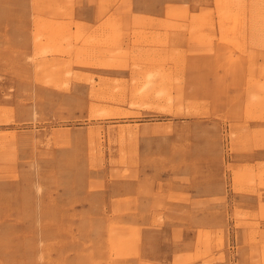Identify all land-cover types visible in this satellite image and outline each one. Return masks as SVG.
Instances as JSON below:
<instances>
[{
    "label": "rangeland",
    "instance_id": "rangeland-1",
    "mask_svg": "<svg viewBox=\"0 0 264 264\" xmlns=\"http://www.w3.org/2000/svg\"><path fill=\"white\" fill-rule=\"evenodd\" d=\"M0 119V264H264V0H0Z\"/></svg>",
    "mask_w": 264,
    "mask_h": 264
},
{
    "label": "crops",
    "instance_id": "crops-1",
    "mask_svg": "<svg viewBox=\"0 0 264 264\" xmlns=\"http://www.w3.org/2000/svg\"><path fill=\"white\" fill-rule=\"evenodd\" d=\"M79 12L81 11V15H85V14H89V15H95L94 11H88V10H78ZM85 16H82V18L84 19ZM262 125V124H261ZM264 125V124H263ZM233 157L236 158V163L237 164H252V163H256V162H260V163H264V147L261 148H253L252 150H248L245 152H236L235 154H233ZM206 197V195H205ZM243 198L247 196H245L244 194H240L237 193V198Z\"/></svg>",
    "mask_w": 264,
    "mask_h": 264
},
{
    "label": "bare ground",
    "instance_id": "bare-ground-1",
    "mask_svg": "<svg viewBox=\"0 0 264 264\" xmlns=\"http://www.w3.org/2000/svg\"><path fill=\"white\" fill-rule=\"evenodd\" d=\"M215 3H216V2H215ZM209 4H210V3H209ZM210 5H211V4H210ZM204 6H205V5H204ZM209 7H210V6H209ZM207 13H208V12H207ZM207 13H206V14H207ZM209 13H210V12H209ZM220 14H221V13H220ZM204 17H205V16H204ZM191 18H192V17H191ZM199 20H200V18H199ZM219 20H220V19H219ZM201 21H202V19H201ZM229 21H230V20H229ZM210 23H211V22H210ZM199 25H200V24H199ZM220 25H221V24H220ZM230 25H231V24H230ZM195 26H197V25H195ZM202 26H203V25H202ZM204 26H205V25H204ZM204 26H203V27H204ZM218 26H219V25H218ZM198 28H199V27H198ZM222 28H223V27H222ZM196 29H197V28H196ZM213 29H214V27H213ZM226 29H227V28H226ZM225 31H226V30H225ZM204 32H205V31H204ZM200 33H201V32H200ZM202 33H203V32H202ZM206 33H207V32H206ZM206 33H205V34H206ZM203 35H204V34H203ZM200 36H201V35H200ZM207 37H208V36H207ZM210 37H211V36L209 35L208 38H210ZM3 110H4V109H3ZM4 113H5V112H4ZM4 113H3V115H4ZM6 113H7V112H6ZM6 115H8V114H6ZM7 117H8V116H7ZM7 117H6V118H7ZM2 121H3V120L0 119V122H2ZM8 135H9V134H8ZM6 139H7V138H6ZM3 141H4V140H3ZM6 141H7V140H6ZM2 144H3V143H2ZM58 214H59V213H58ZM79 216H80V215H79ZM72 218H73V217H72ZM5 219H6V218H5ZM8 219H9V218H8ZM63 219H64V218H63ZM79 219H80V218H79ZM13 220H14V219H13ZM80 220H81V219H80ZM7 222H8V221H7ZM69 222H70V221H69ZM16 223H17V222H16ZM18 223H19V222H18ZM63 225H64V224H63ZM77 226H78V225H77ZM90 230H91V229H90ZM90 230H89V231H90ZM33 232H34V231H33ZM70 232H71V231H70ZM78 232H79V231H78ZM69 238H70V237H69ZM66 243H67V242H66ZM54 256H55V255H54ZM42 257H43V256H42Z\"/></svg>",
    "mask_w": 264,
    "mask_h": 264
}]
</instances>
